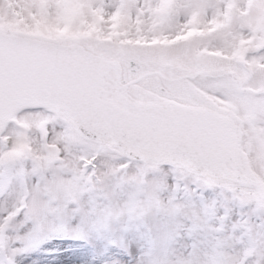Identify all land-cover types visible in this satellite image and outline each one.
<instances>
[{
    "label": "snow or ice",
    "instance_id": "6c2138e0",
    "mask_svg": "<svg viewBox=\"0 0 264 264\" xmlns=\"http://www.w3.org/2000/svg\"><path fill=\"white\" fill-rule=\"evenodd\" d=\"M169 176L216 196L165 202ZM245 210L264 221V0H0V264L58 233L107 237L111 264L137 242L264 264Z\"/></svg>",
    "mask_w": 264,
    "mask_h": 264
},
{
    "label": "rangeland",
    "instance_id": "374dc122",
    "mask_svg": "<svg viewBox=\"0 0 264 264\" xmlns=\"http://www.w3.org/2000/svg\"><path fill=\"white\" fill-rule=\"evenodd\" d=\"M118 159L101 157L98 164L117 165ZM176 180L168 177V190L162 194V198L167 202L170 197L183 204L189 211L198 210L204 203L215 198L216 193L208 189L197 188L190 179L180 181V189L175 190ZM240 210L233 213V220L240 217ZM245 216L250 222L259 226L264 221L259 216ZM199 239H202L200 237ZM193 240L187 237L183 230L180 232L175 252L181 253L185 248L191 247ZM146 242L135 244V255L127 256L121 260V264H140L144 255ZM120 250L112 251V245L107 237L97 235L78 236L75 234H45L30 246V250L19 258L18 264H111L114 259L126 256Z\"/></svg>",
    "mask_w": 264,
    "mask_h": 264
}]
</instances>
